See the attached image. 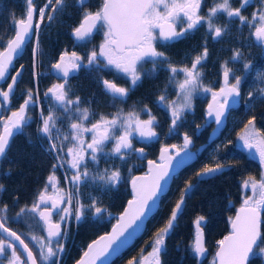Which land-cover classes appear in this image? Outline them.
Wrapping results in <instances>:
<instances>
[{
	"label": "snow or ice",
	"instance_id": "1",
	"mask_svg": "<svg viewBox=\"0 0 264 264\" xmlns=\"http://www.w3.org/2000/svg\"><path fill=\"white\" fill-rule=\"evenodd\" d=\"M261 2L262 7L254 11L251 19H248L242 15L241 9L249 5L250 0H241L238 8H233L230 0H219L209 9L207 17L199 14L202 0H103L99 10L95 13L84 12L80 24L73 30V35L77 41H85L93 35L94 30L99 26L103 30L104 42L99 46L98 51L93 50L88 54L87 66L100 64L102 57L106 61L105 67L112 66L118 72L123 73L130 78L133 87L141 80L145 63L150 62L153 66L152 70L147 73L150 76L156 74L158 66L167 65L170 72L169 80L175 82L178 88L177 96L181 101L180 103L173 101L168 105L171 108L173 128L181 119L184 110L191 108L193 94L201 89L206 93H211L212 102L208 104L207 116L213 117L219 126L229 107L230 100L235 103L234 98L240 97L241 77L235 76L234 82L230 83L231 69L225 63L223 85L219 91H213L211 88L205 87L201 79L200 68L203 66L202 62L207 59V47H204L201 54L194 57L190 67L184 65L177 68L163 51L158 50V42L160 45H166L178 40L189 31L196 29L202 21L207 22L208 30L213 33L212 39L220 38L226 29L214 27L212 17L223 12L230 20L238 18L242 25L247 23L249 27H254L252 35L257 42L264 45V0ZM24 3L26 5L25 15L18 21H14V36L6 44H0V48L3 49L0 50V80L7 78L14 58L33 34L37 35L38 47V33L45 17L48 21H52L53 14L62 11L66 6V0H46V3L39 8L34 0H24ZM86 3L87 0H77V4L81 8L85 7ZM37 16L38 20L33 23L34 17ZM185 21L186 26H184ZM178 23L181 25L180 31H177ZM240 57L241 53L236 51L232 59L237 60ZM83 66H85L83 58L75 51L71 53L65 51L60 55L59 61L52 65L57 72L62 74L64 83L54 84L44 95L47 97L51 94L53 101L64 113L68 114L65 118L70 121L71 131L61 132L57 126L60 117L54 108H50L47 116L44 115L43 110L41 111V125L38 131L47 139L48 146L45 148V152L52 156L55 163L52 165V171L47 177L43 190L37 194L33 204L30 207L26 205L20 208L17 213L18 218L27 213L37 214L43 223L44 231L47 233L46 237L31 236L39 248L38 255L42 264H50L54 257H58L59 253L64 251L63 245L59 243L65 234L61 228L62 224L66 225L73 217L77 222L81 221L85 215L86 207L91 209L95 216H101L105 212L104 208L98 206L95 199L86 206L80 203L73 191L66 192L65 189L59 187L56 170L63 167L64 164L73 170L71 179L69 180L66 175L65 182L72 184L76 193L79 192L80 185L89 180L93 183L100 181L114 187L121 179L120 172L105 169L103 172L97 171L95 175H92L88 170L86 156L93 164H98V153L104 152V145L108 140H114L115 145L111 154L124 159L125 152L132 148L130 140L132 131L146 139L157 135L153 128L155 118L150 116L147 120H141L135 112H130L127 115L117 113L112 119L101 116L98 122L91 124V127L85 126L84 121L88 120L90 116L89 110L80 108L79 97L70 98V89L65 88L70 72ZM249 67L250 64H244L245 69ZM180 73L184 77L182 81L176 80V76ZM20 75L21 72H17L15 76L11 77L12 83L8 85L7 91H0L3 102L9 101L10 93H12L17 77ZM259 79L264 81V73L260 75ZM102 83L104 89L114 97V103L122 101L128 95L129 89L125 87H117L115 83L108 80H103ZM38 96V93L34 95L33 90L28 89L19 110L12 111L11 116L0 119V158L6 156L10 141L16 132L22 131L28 120L31 119L28 115V108L29 105L38 102ZM251 96L252 93H249L250 99ZM261 99H264V89L261 90ZM166 100L165 95L159 97V101L162 103ZM118 127L123 130V134L119 136L115 131ZM85 133H92L90 143H85ZM238 139L243 142L245 148L255 149L261 165L264 166V131L256 128L255 117L247 121ZM191 143V138L185 134L180 150L173 154L168 147H163L159 162L148 161V174L132 179L133 199L128 201L127 208L119 216L111 233L101 236L89 244L77 264H97V261L104 264V259L112 252L117 251L127 240L128 235L139 228V222L142 221L158 195L163 191L164 184L174 167L173 161L181 155V152H186ZM176 147V145L172 146L173 149ZM136 151L143 154V148L136 149ZM222 170L223 165L219 163L214 167L206 165L197 175L202 178ZM192 187L193 185L189 183L184 189L166 227L161 228L157 233L152 251L148 254L154 258L155 264H159V254L164 238L172 228L178 212L182 209L185 196ZM50 188L52 194H48ZM2 189L3 186L0 185V190ZM242 189L245 192L250 190L251 195L244 196L235 218H230L231 232L217 241V251L212 264H249L250 256L257 254L254 251L256 248L259 249L258 254L264 256V233L261 231V212L264 210V172L261 173L259 180L249 176L242 182ZM74 200L75 207H73ZM7 212V205L0 207V232L11 238L10 240L0 238V257H7L8 264H38L37 255L34 254L29 244L21 238V235L7 226ZM54 215L58 217L55 221L53 220ZM203 220L204 217L200 216L195 221L197 232L193 251L197 257H204L206 253L201 232ZM13 240L19 243L22 252H18L16 245L12 243ZM0 264L3 262L0 261ZM55 264H58V261Z\"/></svg>",
	"mask_w": 264,
	"mask_h": 264
},
{
	"label": "flooded vegetation",
	"instance_id": "2",
	"mask_svg": "<svg viewBox=\"0 0 264 264\" xmlns=\"http://www.w3.org/2000/svg\"><path fill=\"white\" fill-rule=\"evenodd\" d=\"M260 1L261 0H250V4L241 9L242 15H244L248 19H251L252 13L261 8V6L259 5ZM34 2L36 6H43L44 3H46V0H34ZM102 2L98 5L96 0H87L86 6L81 8L78 6L76 0L75 6L78 10L79 16H81L77 26L79 25L84 12L88 11L95 13L97 10H99ZM217 2H219V0H202L199 14L207 17L209 9ZM230 2L233 8L240 7L241 0H230ZM21 3L23 7L26 8L24 0H21ZM63 11L67 12V5L63 9ZM212 23L214 27L226 29V31L222 33V36L220 38L212 39L213 33L208 30L207 22L202 21L196 29L189 31L184 37L178 40L169 42L166 45H160L158 42V50L163 51L172 62V64L177 68L184 65L190 67L194 57L198 54H201L204 47H207L208 56L207 59L202 62L203 66L200 68V71L202 73L201 79L203 85L205 87L211 88L213 91H218L222 86L223 66L225 65V63H227V67L231 69L229 81L230 83L234 82L235 76L241 77V94L239 97V104L236 108H230L228 110L225 116L223 128L211 141H208V138L212 130L216 127V124L214 120L209 121L208 123L205 120L206 106L209 100L212 98L210 92L206 93L202 89L196 91L192 96L191 108L184 110L181 115V119L177 121L176 127L173 128L171 124V108L168 105L173 101H176L177 103H180L181 101L177 96L178 88L175 82H170L169 80L170 72L167 65L158 66V68L156 69V74L154 76H150L147 75V73L152 70L153 66L150 62L145 63L143 68L144 74H142L141 80L137 82L136 86L133 87L130 78L126 77L123 73L118 72L112 66L105 67L104 65L106 64V61H104L102 57L100 58V64L87 66L88 54L93 50L98 51L99 46L104 42L103 30L100 29L99 26L96 29L94 35L85 41L75 42L71 38L72 41L59 44L64 47L58 52V56L54 60L53 64L59 61L60 55L65 51H67L68 53L75 51L77 55L83 58L84 61L85 66L76 71H71V74L67 78V84H65V88L70 89V98L75 99L79 97L81 102L79 105L80 108H87L89 110L90 116L88 120L84 121L85 126L91 127V124L98 122L101 116H104L107 119H112L117 113L127 115L130 112H135L138 114L141 120H147L150 118V116L154 117L155 119L153 128L157 133L155 137L146 139L141 138L137 132L132 131L130 136L132 148L128 149L125 152L124 159H120L119 157L111 154L112 149L115 145L114 140H108L104 145V152L98 153V164H93L91 160H89L86 156L90 174L95 175L97 171L103 172L105 169L118 170L120 172L121 179L119 183L114 187L111 185H105L100 181H96L95 183L91 182L90 180L86 181L85 183L80 185L78 193L73 190L74 196L78 197L80 203L87 205L88 199H84L86 198L85 194L88 193V195H91L90 192H92L93 190H97V194H92L93 197L96 198V200L98 198H103L105 201L97 202L98 206L108 210L112 202L115 200L114 195L118 192L119 186L126 182V186L128 189L129 181L133 176L145 173L146 164L148 161H157V157H159L161 148L168 147L170 152H172L173 154L176 151L180 150L183 146L185 134L190 137L192 141L186 152L189 154H194L196 158L192 163H190L178 174H176L174 176L175 178L186 172L187 170H193L199 173L204 169L206 165L214 167L217 163H219L223 166H228V169L216 176H219L226 172H231L234 175L241 176L242 170H245L247 172L246 174L259 180L261 173L264 172V166L261 165L259 156L256 153L255 149L249 150L245 148L243 146V142L240 141L238 137L242 134L247 121L252 117H255L256 128L261 131L264 130V104L262 103L264 99H261L259 97V99L252 101L251 106L245 107L249 103V99H246V96L250 91V83L254 76V73L256 72L255 58L257 55V51L258 49H260V53L263 58L264 45L256 44L254 42L252 33L254 32L255 28L249 27L247 23L242 25L239 22L238 18H232L230 20L225 13L221 12L218 13L217 16L212 17ZM77 26L71 24L70 27L73 31ZM184 26H186V21ZM180 30L181 25L178 23L177 31ZM33 49H35L34 44ZM236 51H239L241 53V57L237 60H233L232 57L234 55V52ZM26 57L27 56L24 51L21 57L15 61L14 66L11 69V74L14 73L19 67H23V72L25 71L24 64ZM35 58L36 56L34 55V58L32 60L33 67ZM245 63L250 64V67L248 69L244 68ZM52 65L50 66L48 71L42 73L44 75H50L53 79V83L49 88H51L54 84L64 83V78L55 77L51 74L50 70ZM36 75H33L34 79H36ZM183 78L184 77L182 73L176 76V80L178 81H182ZM103 80L113 82L117 85V87H125L129 89L128 95L123 98L122 101L114 103V97L108 94L103 89ZM87 81L92 83L91 87L88 85ZM82 84L84 86V90L82 89ZM5 85L6 83L2 85V88L0 90H3ZM161 95L166 96V102L162 103L159 101V97ZM43 99L42 109L44 110V115L47 116L50 108H54L56 114L60 117V119L57 121V126L60 128L61 132H70V121L65 118L68 114L64 113L59 105L56 104L55 101H53L51 95H48L47 97L45 96ZM259 106H262L263 108L259 110ZM249 110H257L255 112H258L260 116H257V114L255 113L249 118L246 117V113ZM11 113L12 112H9L7 117H9ZM233 118H235L236 120H233L232 122ZM39 121L40 126V113L38 116V122ZM115 131L117 136L123 134V130L119 127ZM228 131L230 132L225 141H223L220 147H215V144L220 141L223 135ZM16 136H13V138L11 139L9 149L6 152V156L4 158H0V181L3 180V178H5V176L9 172L5 159L6 157L7 159L9 158L8 152L11 148V143ZM91 136L92 133L84 134L86 144L91 142ZM173 145H176L177 147L173 149ZM42 148L45 151V147ZM140 148H143V154L136 151V149ZM232 149H234V151H232ZM234 153L238 157L236 161L232 162L231 159H225V157H232ZM242 155L244 157H242ZM242 159L248 160L249 165L243 164ZM64 169L66 173H64L63 167L59 168L61 172V182L59 181V187L65 189V191L67 192L71 191L70 189H73V185L65 182V176L67 175L70 180L73 170L69 168L67 164H64ZM196 177L197 180H199L198 175H196ZM247 178H244L243 181ZM243 181H239V189L236 190L237 196L232 197L228 201V206L230 208H233L234 212L241 206L244 196L251 195L250 190L245 192L242 189ZM62 184H64V187L62 186ZM3 190L4 186L3 189L0 190V207L5 205L4 199H1ZM48 194H52L51 188L49 189ZM61 206L63 207L64 205ZM106 210L101 216H95L92 213L90 214V216L95 219H99L102 216L104 218H114L112 214ZM29 215H36V217L39 218L37 214L32 213H27L23 217L19 218L17 217L16 212H12L11 214L6 213L7 226L13 231H16V226L22 224L28 231L31 227L29 224L31 222ZM85 215L83 216V218L85 217ZM57 219L58 217L54 215L53 220L55 221ZM263 221L264 210H262L261 212V228ZM67 226L68 222L66 225L62 224V231H65L67 229ZM44 235L46 237L47 233L44 232ZM0 238L3 237L0 235ZM149 258L150 257H148L146 261L148 264H151L154 259L150 260ZM260 258H264V256H261ZM0 261H2L3 264H8L7 257H0Z\"/></svg>",
	"mask_w": 264,
	"mask_h": 264
},
{
	"label": "trees",
	"instance_id": "3",
	"mask_svg": "<svg viewBox=\"0 0 264 264\" xmlns=\"http://www.w3.org/2000/svg\"><path fill=\"white\" fill-rule=\"evenodd\" d=\"M75 1L66 0L67 12L62 10L57 14H53L55 17L52 21H48L45 17L41 23L38 33V47L37 35L35 45L36 58L34 68L37 72L36 79L33 78L31 71L33 45L30 43L25 50L27 56L24 64L25 71L16 86L15 93L11 99V107L8 109L2 108L0 119L6 118L9 112L19 110L26 98L28 89H32L34 95L36 93L39 94V103H42L44 100V94L53 83V79L50 75H44L42 73L49 70L57 58L58 52L64 47L59 44L72 41L70 37L72 28L70 26L71 24L77 26L81 18L76 9ZM96 1L98 5L102 2V0ZM260 3L261 1L259 5L262 6V3ZM25 9L21 0H0V44H6L12 37L14 33V21L19 20L25 15ZM0 50L3 49L0 48ZM87 82L91 87L92 83ZM1 88L2 85L0 86ZM82 89L84 90L83 84ZM262 103L264 104V101ZM262 108V106H259V110ZM255 111L249 110L246 113V117L249 118L255 113L257 116H260ZM39 113L37 103L29 105L28 115L31 119L28 120L21 133L12 141L11 148L8 152L9 158L7 159L6 157L5 159L9 172L0 181V185L4 186L1 199H4L5 205L8 206V214L12 212L18 213L20 208L26 205L30 206L36 200L37 194L43 190L47 177L52 171V165L55 163L53 158L42 148L44 145L46 147L47 139L38 131L40 127L38 122ZM242 157L244 156L242 155ZM237 158L235 153L232 157H225V159H231L232 162L236 161ZM242 163L249 165L246 159H242ZM246 173L245 170H242V175L239 176L231 172H226L214 178L199 181L196 177V171L187 170L176 178L174 177L170 191L161 201L160 210L147 222L145 233L124 255L112 264H127L129 261H137V259L139 262L141 258L149 257L148 254L152 251L157 233L161 228L166 227L173 206L179 201L184 189L189 183L193 187L185 196L183 212L164 238L159 254V263L197 264L193 251V224L198 217L203 216L205 223L202 226V230L208 254L201 264H212L211 261L217 248V241L223 239L227 234L230 218H232L234 213V209L228 206V201L232 197L237 196L236 190L239 189V181H243L244 178L249 177ZM56 176L61 182L59 168L56 170ZM62 186L64 187V184ZM90 193L91 195L97 194V190H93ZM169 195H172L171 199L167 200ZM114 197L115 200L110 205V208L105 210L109 213L117 214L122 210L125 202L130 197L126 182L118 187V192ZM94 199L96 200V198ZM96 201L103 202L105 200L98 198ZM85 214V217L79 222H75L74 217L70 218L67 229L65 230V236L62 238L64 240L62 242H60L61 239L59 240V243L64 248V251L61 253L64 264H73L81 255L86 245L97 236L107 232L115 220V218L110 219L104 218L103 216L99 219L92 218L89 210H85ZM36 220L37 226L40 229L36 230L34 226L33 229H35L36 233L44 236L43 226L38 218ZM15 230L29 244L34 254L37 255L38 264H42L38 255L39 249L36 243L30 238V232L22 224L16 226ZM261 231L264 233V221ZM151 258L154 259L153 257ZM55 261L56 259L54 257L52 264H55ZM249 264H264V258L256 255L251 256Z\"/></svg>",
	"mask_w": 264,
	"mask_h": 264
},
{
	"label": "water",
	"instance_id": "4",
	"mask_svg": "<svg viewBox=\"0 0 264 264\" xmlns=\"http://www.w3.org/2000/svg\"><path fill=\"white\" fill-rule=\"evenodd\" d=\"M37 20H38V18H37V17H34V21H33V23H35ZM80 22H81V21H80ZM79 24H80V23H79ZM95 31H96V30H94L93 35H94ZM93 35H92V36H93ZM13 36H14V33H13L12 37H13ZM70 36H71V38H72L75 42H80V41H77V40L75 39V37H74V35H73V31L71 32ZM12 37H11V38H12ZM11 38H10V39H11ZM35 38H36V34H33V35L27 40V42H26L25 45L22 47V49L19 51L18 55L14 58V60H13V65L10 66V68H9V72H8V74H7V78H6L5 80H0V86L6 83L4 89H3V90H0V91H7V90H8V85L12 83V79H11V77H12V76H15L17 72H21V75H22L23 67H19V68H18L14 73H12V74H11V69H12V67L14 66L15 61H16L18 58H20L21 55L24 53V51H25L27 45H28L30 42H32ZM253 39H254V42H255L256 44H260L259 42L256 41L254 35H253ZM50 72H51V74H52L53 76H55V77L63 78L62 74L59 73V72H57V70L54 69L53 67H51ZM70 74H71V72H70ZM70 74H69V75H70ZM21 75L17 77V82H16V84L14 85V88H13L12 93H10L9 101H8V102H3V98L0 97V115H1V110H2L3 107H4V108H9V107H10V105H11V98L13 97V95H14V93H15L16 86H17V84H18V82H19V80H20V78H21ZM222 85H223V80H222ZM103 89H104V87H103ZM104 90H105V89H104ZM105 91H106V90H105ZM218 91H219V90H218ZM106 92H107V91H106ZM107 93L110 94V95H112L110 92H107ZM49 95H51V94H49ZM234 99H235L236 102L233 103V102L230 100V102H229V107H228L227 110L225 111V115H224V117H222V123H221L219 126L215 123V124H216V127H215V128L212 130V132L210 133V136H209V138H208V141H211V140H212V139L218 134V132L223 128V126H224V121H225V116H226L228 110H229L230 108L233 109V108H236V107L238 106V104H239V97H238V98H234ZM211 102H212V98L209 100L208 104L211 103ZM208 104H207V106H206V113H205V120H206L207 123H208L209 121L214 120L213 117H208V116H207ZM10 116H11V115H10ZM20 132H21V131H17L16 134H15L14 136L18 135ZM160 155H161V152H160V154H159V157H157V162H159V160H160ZM195 158H196V157L194 156V154H189V153H187V152H181V155H180L179 157H177L175 161H173L174 167H173V169L171 170L170 176L167 178V182L164 184L163 191L158 195V197H157L155 203L152 204L151 208L148 210V212L146 213V215L142 218V221L139 222V228H137L134 232H131V234L128 235L127 240H126V241L120 246V248H119L117 251L112 252L109 256H107L106 259H104V264H112V263H114L117 259H119L122 255H124V254H125V253H126V252H127V251H128L133 245H134V244H135V242H136L140 237H142V235L144 234V232H145V230H146L147 222L149 221V219H150L153 215H155V214L159 211V209H160V203H161V199H162V197H164L165 195H167V193L169 192V189H170V187H171V183H172L173 177H174L176 174H178L181 170H183L186 166H188L190 163H192V162L195 160ZM227 169H228V166H223V170H222V171H220V172H216V173L211 174V175H209V176H204V177H202V178L198 176V179H199V180L209 179V178H211V177H213V176H216V175L220 174V173L223 172V171H226ZM148 171H149V165H148V162H147L145 173H143V174H139V175H135V176H133V177L130 179L129 184H128V190H129V195H130V197H129V199L125 202V204H124L122 210H121L119 213H117V214H115V215H112V216L115 218V220H114L113 223L111 224V226H110V228L108 229V231L105 232V233H102L101 235H99V236H97L96 238H94L93 240H91V241L86 245L85 249L83 250V252L81 253V255L78 257V259H77L73 264H77V262L82 258L83 253H84V251L87 250L89 244H92L94 241L98 240L101 236H105V235L111 233L112 228H113V226L117 223V220H118L119 216H120L121 214H123L125 208H127V206H128V201L131 200V199H133V189H132V184H131L132 179H133L134 177H137V176H144V175L148 174ZM178 202H179V201H178ZM175 205H176V204H175ZM175 205L173 206L172 211H173V209L175 208ZM183 208H184V204L182 205V209H181V211L178 212L176 220L178 219V217H179V216L181 215V213L183 212ZM239 208H240V207H239ZM239 208H237V209L235 210V212H234L233 215H232V218H235L236 212H237V210H238ZM171 213H172V212H171ZM170 218H171V214H170L169 219H170ZM38 219H39V218H38ZM176 220H175V221H176ZM39 221H40V220H39ZM175 221L173 222V225H174ZM40 222H41V221H40ZM204 223H205V220H203V221L201 222V232H202V238H203V241H204V234H203L202 226L204 225ZM41 224H42V226H43V223H42V222H41ZM193 227H194V241H193V246H194V245H195V241H196V232H197L195 222H194V224H193ZM43 230H44V226H43ZM44 232H45V231H44ZM230 232H231V224H230V222H229V225H228V232H227L226 235H229ZM45 233H46V232H45ZM0 235H1L3 238L7 239V240H10V239H11L10 237H8V236H7L6 234H4L3 232H0ZM226 235H225V236H226ZM223 238H224V237H223ZM12 243L16 245V247H17V249H18L19 252H22V248H21V246L19 245V243H18L17 241H14V240H13ZM204 246H205V242H204ZM205 248H206V247H205ZM216 251H217V248H216V250H215L213 256H215ZM194 254H195V253H194ZM207 254H208V253H207V249H206V253H205L204 257H197L196 254H195V257H196V260H197V264H201V263L205 260V258L207 257ZM22 258H23V257H22ZM213 258H214V257H213ZM250 258H251V256H250ZM130 262H131V264H148L147 261H146V259H145L144 257L141 258L139 262H137V261H135V260H131V261H129L127 264H130ZM97 264H101V262H100V261H97ZM151 264H155V260H153ZM159 264H160V263H159Z\"/></svg>",
	"mask_w": 264,
	"mask_h": 264
},
{
	"label": "rangeland",
	"instance_id": "5",
	"mask_svg": "<svg viewBox=\"0 0 264 264\" xmlns=\"http://www.w3.org/2000/svg\"><path fill=\"white\" fill-rule=\"evenodd\" d=\"M261 6V5H260ZM39 7H42V5L41 6H37V8H39ZM262 7V6H261ZM57 14V13H56ZM58 16V15H57ZM54 17H55V15H54ZM37 18H38V16H37ZM72 23V22H71ZM70 23V24H71ZM34 42H36V39L35 40H33L32 41V45L34 44V45H36V43H34ZM34 50L35 49H33L32 50V57L34 58ZM261 51H260V49H258V51H257V55H256V60H255V64H256V72L254 73V76H253V78H252V80H251V83H250V88H249V90L251 91H249L248 93H247V96H246V99H249V103L245 106V107H248V106H251V104H252V101L253 100H257V99H259V97L261 98V90L262 89H264V81H262L261 79H259V77H260V75L262 74V73H264V57L262 58V56H261V53H260ZM32 69H31V71H32V73H33V75H36V71H35V69H34V67H33V65H32V67H31ZM249 93H252V96H251V99L249 98ZM37 107H38V109H39V112H40V116H41V109H42V107H43V104L40 102H37ZM1 119H4V118H1ZM233 120H236L235 118H233L232 119V122H233ZM39 123H40V121H39ZM231 131V130H230ZM230 131H228V132H226L224 135H223V137H222V139L220 140V141H218L216 144H215V147L216 146H219L220 147V145L223 143V141H225V139L227 138V136L229 135V132ZM47 146H48V144L46 143V147H45V145H44V147L45 148H47ZM216 150H217V148H216ZM52 158V157H51ZM63 171H64V173H66V171H65V169H64V166H63ZM71 191H73V189H70ZM171 196L172 195H169V197L167 198V200H170L171 199ZM85 197L86 198H84L85 200H87L88 199V201H91V200H93L94 199V197H93V195H88V193L87 194H85ZM74 203H73V207H75V201H73ZM175 203V202H174ZM88 205V204H87ZM86 205V206H87ZM85 210H89L91 213H92V210L91 209H89V208H87L86 207V209ZM160 210V209H159ZM112 214V213H111ZM112 215H115V214H112ZM29 218L31 219V222L29 223L30 224V228H29V230H28V232H30V238H31V236L32 235H36L38 238L39 237H45V235L44 236H42L41 234H39V233H36L35 232V229L36 230H39L40 228L37 226V217H36V215H29ZM114 219V218H113ZM76 222V221H75ZM33 226L35 227V229H33ZM63 232L65 233V231L63 230ZM145 233V232H144ZM65 236V234L63 235V237ZM62 240H64V239H61V241L60 242H62ZM39 249V248H38ZM255 252L257 253L256 254V256H260L261 257V255H259L258 253H259V249H255ZM150 257V256H149ZM54 259V258H53ZM55 259H56V261H58V264H64V261H63V259H62V257H61V253H59V255H58V257H55ZM150 260H152V258L150 257L149 258ZM55 261V262H56ZM211 261V260H210ZM137 262H138V259H137ZM212 262V261H211ZM50 264H52V262H50Z\"/></svg>",
	"mask_w": 264,
	"mask_h": 264
},
{
	"label": "bare ground",
	"instance_id": "6",
	"mask_svg": "<svg viewBox=\"0 0 264 264\" xmlns=\"http://www.w3.org/2000/svg\"><path fill=\"white\" fill-rule=\"evenodd\" d=\"M49 156H51V155H49ZM214 177V176H213ZM212 178V177H211ZM210 179V178H209ZM205 180H208V179H205ZM169 191H170V189H169ZM168 194V193H167ZM166 196V195H165ZM164 196V197H165ZM164 197H162V199L164 198ZM162 199H161V201H162ZM160 208H161V203H160ZM158 213V212H157ZM63 229H64V226H63Z\"/></svg>",
	"mask_w": 264,
	"mask_h": 264
}]
</instances>
